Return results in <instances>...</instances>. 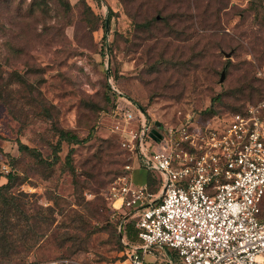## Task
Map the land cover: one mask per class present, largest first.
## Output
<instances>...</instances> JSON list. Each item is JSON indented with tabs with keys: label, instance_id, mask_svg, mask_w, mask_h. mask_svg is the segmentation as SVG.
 <instances>
[{
	"label": "rangeland",
	"instance_id": "rangeland-1",
	"mask_svg": "<svg viewBox=\"0 0 264 264\" xmlns=\"http://www.w3.org/2000/svg\"><path fill=\"white\" fill-rule=\"evenodd\" d=\"M109 77L164 129L263 99L264 0H0V187L7 167L8 196L51 223L30 249L0 243V264H124L136 247L112 188L127 173L159 192L121 145Z\"/></svg>",
	"mask_w": 264,
	"mask_h": 264
},
{
	"label": "built area",
	"instance_id": "built-area-1",
	"mask_svg": "<svg viewBox=\"0 0 264 264\" xmlns=\"http://www.w3.org/2000/svg\"><path fill=\"white\" fill-rule=\"evenodd\" d=\"M109 84L121 145L159 192L135 186L132 175L112 188L115 209L131 211L141 230L127 262L143 264L144 255L155 254L157 264H264V98L220 121L187 115L161 131L110 77Z\"/></svg>",
	"mask_w": 264,
	"mask_h": 264
},
{
	"label": "trees",
	"instance_id": "trees-1",
	"mask_svg": "<svg viewBox=\"0 0 264 264\" xmlns=\"http://www.w3.org/2000/svg\"><path fill=\"white\" fill-rule=\"evenodd\" d=\"M108 21L109 22L111 21V13L108 18ZM113 82H114V79H113ZM107 86L109 89V100H110L111 111H112L114 110V107H115V104H114L115 92L112 90L109 84V79H108ZM261 97L256 100H251L250 102L247 103V105L256 104L262 99ZM226 117L220 118L217 116H212L209 118L203 117V119L220 121L221 119H224ZM61 137L65 140L74 141L76 143H79V140L77 138H71L69 134H62ZM20 150L31 151L27 146L23 144H20ZM125 151L129 155H131V153L128 150L125 149ZM127 175L128 174L126 173V175L124 176H127ZM151 176L153 175L151 174ZM16 178L17 176L13 174V171H9L7 173V180H8L7 184L0 187V243H3V247L13 249L16 246V240H14V237L17 232H21L24 234V238H21L19 242L25 243L27 247L30 249L34 247L36 244L40 243V236H38L39 235L38 230L42 228L35 229V227H38V226L47 227L48 225H51V223L48 224V221L39 222L40 215H37L36 218H30L29 216L25 215L21 206L18 204L16 197L8 196V192L15 184ZM119 230L124 240H127L128 242L134 244V246L141 245L142 243V240L140 238L141 230L137 227L136 222L132 215H130L129 218L124 219L120 222ZM127 245H130V244L127 243ZM62 259L75 260L71 258H62Z\"/></svg>",
	"mask_w": 264,
	"mask_h": 264
},
{
	"label": "crops",
	"instance_id": "crops-1",
	"mask_svg": "<svg viewBox=\"0 0 264 264\" xmlns=\"http://www.w3.org/2000/svg\"><path fill=\"white\" fill-rule=\"evenodd\" d=\"M124 264H130L127 259ZM143 264H157V256L155 254H148L143 256Z\"/></svg>",
	"mask_w": 264,
	"mask_h": 264
},
{
	"label": "water",
	"instance_id": "water-1",
	"mask_svg": "<svg viewBox=\"0 0 264 264\" xmlns=\"http://www.w3.org/2000/svg\"><path fill=\"white\" fill-rule=\"evenodd\" d=\"M232 54H228V58H231ZM225 80V74L222 75V79H221V82L223 83ZM158 128H161V124L160 123H157L156 124ZM151 136L154 138V139H157L159 140V138H161L160 134L155 130L153 131V133L151 134Z\"/></svg>",
	"mask_w": 264,
	"mask_h": 264
}]
</instances>
